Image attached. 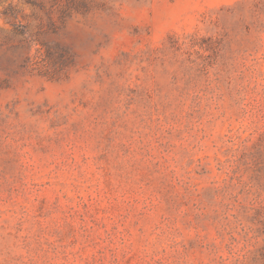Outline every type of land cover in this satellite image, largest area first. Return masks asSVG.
Instances as JSON below:
<instances>
[{
    "label": "rangeland",
    "instance_id": "374dc122",
    "mask_svg": "<svg viewBox=\"0 0 264 264\" xmlns=\"http://www.w3.org/2000/svg\"><path fill=\"white\" fill-rule=\"evenodd\" d=\"M0 264H264V0H0Z\"/></svg>",
    "mask_w": 264,
    "mask_h": 264
}]
</instances>
